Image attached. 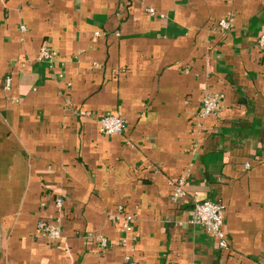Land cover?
Masks as SVG:
<instances>
[{"label":"crops","instance_id":"crops-1","mask_svg":"<svg viewBox=\"0 0 264 264\" xmlns=\"http://www.w3.org/2000/svg\"><path fill=\"white\" fill-rule=\"evenodd\" d=\"M263 30L264 0H0V264H264Z\"/></svg>","mask_w":264,"mask_h":264},{"label":"built area","instance_id":"built-area-1","mask_svg":"<svg viewBox=\"0 0 264 264\" xmlns=\"http://www.w3.org/2000/svg\"><path fill=\"white\" fill-rule=\"evenodd\" d=\"M149 12H153L149 9ZM218 26L221 29H228L230 21L227 18H222L218 21ZM98 34V32H95ZM118 34V33H116ZM257 46L264 54V30L260 33L257 39ZM52 55L50 48L43 43L37 55V59H49ZM9 79H7V82ZM221 94L219 93H206L201 100L199 108V115L201 117L216 115L219 112V102ZM100 131L106 134H118L124 129V120L116 115H106L100 118ZM247 165V164H246ZM185 178L180 176L173 180V195L174 197H182L185 194L184 190ZM61 199L57 198L55 205L58 209L61 208ZM189 221L192 224L202 226L207 234L216 239L218 245L225 248L227 245L225 233L223 231V207L219 202L211 200H196L193 199ZM133 216L127 214L123 217L122 226L126 232H131ZM38 228L46 233L50 238H58L61 234L58 224L49 223L44 220L38 221ZM106 241L102 239V244L105 245ZM128 259V257H127Z\"/></svg>","mask_w":264,"mask_h":264}]
</instances>
